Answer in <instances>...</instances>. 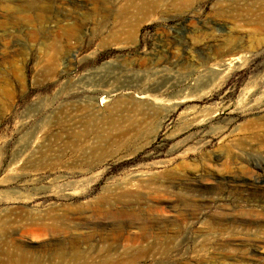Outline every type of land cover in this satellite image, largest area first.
Masks as SVG:
<instances>
[{
  "label": "rangeland",
  "instance_id": "rangeland-1",
  "mask_svg": "<svg viewBox=\"0 0 264 264\" xmlns=\"http://www.w3.org/2000/svg\"><path fill=\"white\" fill-rule=\"evenodd\" d=\"M191 1L0 0V264H229L264 239V23L227 18L264 0Z\"/></svg>",
  "mask_w": 264,
  "mask_h": 264
},
{
  "label": "bare ground",
  "instance_id": "bare-ground-1",
  "mask_svg": "<svg viewBox=\"0 0 264 264\" xmlns=\"http://www.w3.org/2000/svg\"><path fill=\"white\" fill-rule=\"evenodd\" d=\"M90 1H91V4L95 3V4H100V5H103V6H105L107 4L114 5V4L118 3V4H120V6H123L124 8H128V7H144V6H161V5H165V4L167 5L168 3L169 4H174V5H188V4H190L192 2L191 0H171L172 1L171 3H170V1L167 3V1H165V0H118V1H112V0H90ZM86 3H87V1H86ZM227 18L229 20H231V21H234V22L243 21L244 23H249V24L256 25L257 28L255 27V30L253 29L254 31H252L251 34L254 32L255 33L254 35H257L258 34L257 30H259L258 26L259 25L261 26V25H263L261 23H264V12L262 14L261 13L260 14L249 13V14H246V15L231 14ZM249 24H246V25H249ZM132 28H134V27H132ZM129 29L130 28H125L124 27V28H122L121 31H122V34H125L126 37L131 38V34L132 33L130 34V32H129L130 30ZM259 33L261 34V31H259ZM237 61H238V57H231V58L226 59V60L224 59V61H222L218 65V67L220 68V71L223 72V71H226L235 62L237 63ZM142 121H143V118H142ZM137 122L135 121V123H137ZM133 123H134V121H133ZM125 131H126V129H125ZM236 242H238V241H236ZM263 248H264V239L259 237L256 240L255 244L253 245V248L251 249V251L248 254H242L243 252L240 255L232 254V255L229 256V258H225V259L228 260L229 264H234V263H236V264H257L258 262L255 263L254 260L249 259V257H253L254 255H251V254H256V252L258 253V251L262 250ZM53 254L57 255L62 261L68 260V261L73 262L74 264H83L82 260L85 257V254L81 253L80 251L72 250V249L63 250L62 248H56V250L54 251ZM23 257H17V259L13 260L14 264H31L30 262L28 263L27 261H25Z\"/></svg>",
  "mask_w": 264,
  "mask_h": 264
}]
</instances>
